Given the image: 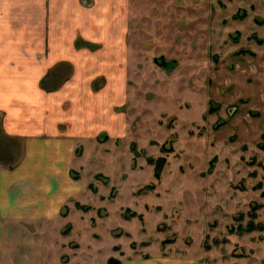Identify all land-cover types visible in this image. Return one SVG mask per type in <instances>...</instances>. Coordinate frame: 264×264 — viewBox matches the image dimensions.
Listing matches in <instances>:
<instances>
[{"label":"rangeland","instance_id":"obj_1","mask_svg":"<svg viewBox=\"0 0 264 264\" xmlns=\"http://www.w3.org/2000/svg\"><path fill=\"white\" fill-rule=\"evenodd\" d=\"M116 1L111 43L76 36L51 62V0H0V62L46 66L64 144L45 260L264 264V0ZM5 138L0 158L16 165L24 140ZM29 229L17 251L40 249Z\"/></svg>","mask_w":264,"mask_h":264},{"label":"crops","instance_id":"obj_2","mask_svg":"<svg viewBox=\"0 0 264 264\" xmlns=\"http://www.w3.org/2000/svg\"><path fill=\"white\" fill-rule=\"evenodd\" d=\"M93 4L89 9L80 0H51V18L47 12L45 15L51 62L60 60L61 52L71 49L76 36L90 44L113 41L111 12L119 15L121 2L96 0ZM58 27L62 32H57ZM120 34L116 31L117 40ZM42 66L44 69L32 76L17 74L15 62H0V131L5 140H24L27 148L16 165L0 158V264H30L31 259H37L36 264H48L46 227L60 220L65 206L63 186L57 182V174H62L64 144L56 133L59 124L47 123L48 92L40 86L46 66ZM55 94L52 96L57 100ZM22 105L24 117L16 108ZM30 227H39L34 236L39 237L40 249L32 251L23 246L17 251L16 243H31ZM123 264H170V260L133 259Z\"/></svg>","mask_w":264,"mask_h":264},{"label":"water","instance_id":"obj_3","mask_svg":"<svg viewBox=\"0 0 264 264\" xmlns=\"http://www.w3.org/2000/svg\"><path fill=\"white\" fill-rule=\"evenodd\" d=\"M109 264H120L119 262H117L116 260L114 259H111L109 260Z\"/></svg>","mask_w":264,"mask_h":264}]
</instances>
